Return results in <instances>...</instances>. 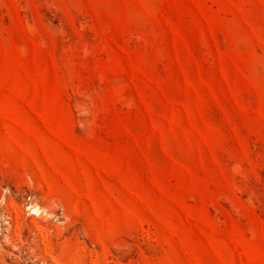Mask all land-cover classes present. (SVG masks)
<instances>
[{
  "label": "rangeland",
  "instance_id": "374dc122",
  "mask_svg": "<svg viewBox=\"0 0 264 264\" xmlns=\"http://www.w3.org/2000/svg\"><path fill=\"white\" fill-rule=\"evenodd\" d=\"M0 264H264V0H0Z\"/></svg>",
  "mask_w": 264,
  "mask_h": 264
},
{
  "label": "bare ground",
  "instance_id": "6f19581e",
  "mask_svg": "<svg viewBox=\"0 0 264 264\" xmlns=\"http://www.w3.org/2000/svg\"><path fill=\"white\" fill-rule=\"evenodd\" d=\"M10 207L12 208V210H13V212H15L16 213V207H15V205L13 204V203H11L10 204ZM32 212H35V213H37V212H39V209H37V208H33V211ZM5 230L6 231H9L10 230V225H9V223L5 226ZM7 235V234H6ZM5 236V235H4ZM7 237V236H6ZM6 237H5V239H6ZM8 239H9V237H7ZM7 239V240H8Z\"/></svg>",
  "mask_w": 264,
  "mask_h": 264
}]
</instances>
